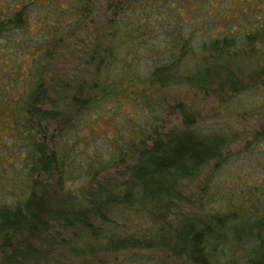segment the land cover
<instances>
[{"label": "rangeland", "instance_id": "rangeland-1", "mask_svg": "<svg viewBox=\"0 0 264 264\" xmlns=\"http://www.w3.org/2000/svg\"><path fill=\"white\" fill-rule=\"evenodd\" d=\"M32 1L34 2L13 0L12 6L7 0H0V10L12 11L15 6L23 8L28 5V13L32 12L29 17L32 18L31 22L21 30L26 33L17 31L11 37L0 38V199L8 203L14 201V194L19 191L20 184L15 186V176L22 166L19 159L14 158L16 155H22L19 152L22 145L18 143L19 135H16L13 130L14 124L18 122V116L15 114L17 94H23L24 87L27 86L22 80L29 74V63L34 57L33 48L37 51L42 49L44 40H51L50 35L54 32L59 33L50 30L49 35L44 30L45 26L42 28L35 23L36 17L47 12L54 19L59 6L67 9L71 8L72 4H74L73 8L77 6L75 0H67V2L60 0L54 10L47 0ZM84 1L90 7L91 14L88 20L74 34L64 35L46 74L47 91L40 110L44 114L46 119L44 123L48 130L40 134V139L47 145L50 144L53 136L59 133L56 129L59 131L66 120L73 119L80 106L79 102L73 105L72 98H64L61 103L58 102L57 98L71 91L63 94L59 91V86L56 89L53 87L58 84L60 78L68 81L75 80L81 86L77 90L80 98L81 89L85 86L90 88L96 79V63L87 64L85 53H91L94 46L106 47L112 43L119 46L116 29L119 31L120 40L125 36V41L129 42L128 45L143 48L135 54L121 56L122 65L130 67L133 74L143 77L149 67L156 64L155 55L156 57L164 55V48L171 46L177 36L188 40L192 47L191 58L187 57L179 64L180 73L188 75L201 65L202 49L198 47L201 41L197 40H201L203 33L209 31L211 37L224 39L226 33L232 31L233 36L240 42L250 32L246 24L250 17L254 20L253 25H256L253 26L254 28L264 27V0H209L202 10L204 12L197 13L195 17L192 12L197 10L199 0H167L165 2L157 0L152 2L157 10L149 8L146 4L148 1L138 2L137 5L131 4L133 0ZM209 14H212V17ZM178 15H181L180 19ZM47 16L48 14L43 17L44 20ZM58 17L60 18L56 22L62 26L76 19L75 14H62ZM206 20L210 23L208 28H205ZM39 21L43 23L42 20ZM50 26L55 25L50 24ZM66 30L64 29L63 34ZM262 39L264 40V36ZM17 40L18 44H16ZM256 48L259 49V52H255L256 54L251 47L239 50L237 53L236 50L223 53L220 52L221 49L208 51L202 63L206 68L220 65L231 71L234 70V64L240 68V62L245 60L243 63L251 64L250 68L258 69L259 64L264 63V44H257ZM235 54V59H230V56ZM250 68L246 74H236L244 79L245 89L226 102L219 99V86L214 80L203 89L190 88L185 82L173 84L167 88L150 87L148 82L138 84L136 86L138 91H144L153 97L155 103H159L162 108L161 115L160 111H149L148 108L143 109L133 103L125 78H122L120 83L126 92L124 96L117 95V101L109 102L106 109L98 107V110L94 111V117L91 116L90 121L83 124L77 131L69 129L70 137L83 142L79 147V152L81 150L82 153L79 154L80 160L77 162L91 158L94 165L98 158L106 161L113 158L116 160V157H119L118 153L121 152L119 148L123 146V151L128 148L121 162L124 165L118 164L105 168L98 177L102 179V182L97 178L92 185L86 186V190L93 188L94 183L107 184V181L117 180L119 172L129 173V169L126 168L133 165L142 150L151 147L154 141L167 140L172 134L186 129H193L203 136L229 133L233 140L230 141L222 158L208 164L198 176L185 181L181 186L180 197L175 202L172 216L175 215L173 218L181 215L182 217L201 216L204 207L206 211L213 208L228 211L232 207L237 211V206L239 207L237 212L247 216L250 205L252 206L258 199L264 200V179H262L264 178V139L260 141L261 144L257 140L259 132L264 129V89L261 90L264 86L261 83L252 84L250 79L254 77V72L251 73ZM221 77L224 78V75ZM254 86L256 88L252 89L251 87ZM225 92L230 93L228 89H225ZM221 94H223L222 91ZM54 103L56 106L52 105ZM143 104L148 106L146 103ZM185 113H190L191 121L184 117ZM136 116L138 120H133ZM156 116L160 118L155 119ZM118 121H120L119 124ZM138 126L145 129H148V126L151 127L148 129V134H139L136 137L139 131L136 133L129 131H136ZM53 132L54 134H51ZM130 142L135 143L128 146ZM52 170L53 168L50 171ZM26 173L27 171L24 172ZM244 173L249 175L247 179ZM84 174L85 171H76L70 176L67 187L75 189L69 192L73 199L74 197L82 198L83 194L79 188L89 184L87 180H82ZM55 175L53 172L50 177L45 176L42 171H39L37 198L48 203L49 196H52L51 199L56 200L55 204L58 208L67 192L57 190ZM21 179L24 183V178ZM252 179H256L257 182L262 181L253 185ZM45 196L47 197L43 198ZM125 206L114 208L109 218L122 228L126 235L145 236L151 223L145 217L135 214L131 207ZM56 208L54 212L57 211ZM57 217L44 228L22 230L13 236L14 248L19 247L17 255L19 263L16 264H154L158 261L168 264L165 254L159 250L127 249L118 252H102L93 256H80L75 253L73 246H82L85 241L83 239L86 237L85 230L81 228L83 224H78V220L72 216L68 218L70 225ZM8 260V254L0 255V264H8ZM171 263L186 264L179 260Z\"/></svg>", "mask_w": 264, "mask_h": 264}, {"label": "trees", "instance_id": "trees-1", "mask_svg": "<svg viewBox=\"0 0 264 264\" xmlns=\"http://www.w3.org/2000/svg\"><path fill=\"white\" fill-rule=\"evenodd\" d=\"M7 1L12 5L13 0ZM58 1L60 0H47L54 10L57 8ZM141 1H148L147 6L157 10L152 3L157 0H133L131 4L137 5ZM207 1L209 0H199L197 10L192 12L193 17L197 13L204 12L202 10ZM75 3L77 6L74 8V4L68 9L59 6L54 19L50 13L46 12V14L39 15L38 18L36 17L35 20L39 27L44 28L45 26L44 30L49 35L51 34L50 30L59 33L54 32L53 35H50L52 36L51 40H44L42 49L37 51L36 48H33L34 57L29 63V74L22 80L27 86L24 87L23 94H17L15 114L18 116V122L16 125L14 124L13 130L16 135H19L18 143L22 144L19 149L22 155L14 156L19 159L22 165L15 176V186L18 184L20 186L11 203L0 199V255L8 254V264H16L19 247L14 248L12 241L14 235L22 230L44 228L53 219L56 220L57 216H60L57 219L70 225L68 218L72 216L78 220V224H83L81 228H84L86 234L82 246H73L75 253L80 256H93L102 252H118L127 249L159 250L165 254L168 264H175L171 262L178 260L184 261L186 264H264V200L258 199L252 205L253 207L250 205L247 216L238 213V206L237 209L234 206L238 212L233 207L228 211L214 208L206 211V207H204L201 216L182 217L181 215L178 218H173L175 215L172 216L175 202L180 197L181 186L185 181L198 176L208 164L222 158L230 141L233 140L229 133L203 136L193 129H186L172 134L167 140L154 141L151 147L142 150L133 165L126 168L129 169V173L127 171L123 172L124 174L119 172L117 180L107 181V184L94 183L95 186L89 190H86V186L92 185L105 168L118 164L119 166L124 165L121 162L124 160L128 148L126 147L127 150L123 151L124 148L121 146L119 148L121 152L118 153L119 157H116V160L113 158L106 161L98 158L99 160L97 159L94 165L91 158L77 162L80 160L79 154L82 153L81 150L79 152V147L83 142H78L69 136V129L77 131L83 124L89 122L98 107L106 109L109 102L117 101V95L124 96L126 94L121 87L120 80L122 78H125L133 103L143 109L148 108L149 111H160V115L162 108L159 103H155L153 97L144 91H138L136 88L138 84L148 82L150 87L167 88L173 84L185 82L190 88L203 89L204 86L209 85L210 81L214 80L219 86V99L226 102L228 99L235 98L239 93H242L241 90L245 89L246 84L244 79L239 78L236 74H246L251 64L243 63L245 60H242L240 68L234 64V70L230 71L220 65L206 68L202 60L206 52L218 49H221V53L231 50H236L237 53L239 50L251 47L253 53L256 54L255 52H259L256 45L264 44L262 39L264 27L254 28L253 26L256 25H253L254 20L250 17L246 21L250 32L240 42L233 36L232 31L226 33L224 39L211 37L209 31L203 33L201 40H197L201 41L198 46L202 49L201 65L188 75L180 73L179 64L187 57L191 58L190 49L192 47L188 40L177 36L171 46L164 48V55L160 57L155 55L156 64L149 67L143 77L133 74L130 67L122 65L121 58L122 54L129 56L143 48H134L128 45L129 42L125 41L123 32V39L120 40L119 31L116 29L119 46L113 43L106 47L94 46L91 53H85L87 64L96 63V79L90 88L85 86L81 89L80 98L77 90L81 86L75 80L68 81L60 78L58 84L53 87L56 89L59 86V91L63 94L71 91L57 98L58 102L61 103L64 98H72L73 105L79 102L80 106L73 119L66 120L59 131L56 129V132L59 133L53 136L50 144L47 145L40 139V134L48 130L40 105L47 91L48 68L64 35L74 34L84 25L91 14L90 7L88 3L85 4L84 0H75ZM28 10V5L23 8L15 6L12 11L0 10V15H2L0 16V38L11 37L17 31L26 33L21 30L27 27L32 20L29 18L32 12L28 13ZM178 13L180 14V11ZM47 14L48 16L44 20L43 17ZM62 14H75L76 19L74 22L62 26L56 22L60 18L58 16ZM180 16L178 15V19ZM209 16L212 17V14ZM175 19L177 18L175 17ZM39 20H42L43 23ZM208 21H204L205 28L210 26ZM50 24L55 26L51 27ZM64 29H67L65 34H63ZM18 43L17 40L16 44ZM234 56L236 57V54L231 55L230 59H235ZM252 58L255 59V57ZM258 67V69L250 68L251 73L254 72V77H251L250 80L253 82L252 84L261 83L264 86V63L259 64ZM221 75H224V78ZM251 88L255 89L256 87ZM225 89H228L230 93H226ZM52 105L56 106V103ZM137 116L133 120H138ZM184 117L191 121L190 113H185ZM158 118L160 117H155V119ZM120 121L117 123L119 124ZM148 129L138 126L136 131L129 132L139 131L140 133L135 135L138 137L139 134H148ZM258 136L257 140L260 143L264 139V129L259 132ZM131 143L135 142L128 143V146L133 145ZM52 168L53 170L50 171ZM25 171H27L26 174H24ZM39 171L49 177L54 172L57 190L67 192L58 208H56V200L51 199L52 196H49L48 203L37 198ZM76 171H85L82 180H87L89 184H84L79 188L83 194L82 198L74 197L73 199L69 192L75 189H70L67 186L70 176ZM244 175L246 179L249 177L248 174L244 173ZM21 178H24V183ZM45 178L47 179V177ZM98 180L102 182L101 178ZM252 182L253 185L259 184L256 179H252ZM202 200H204L203 197ZM124 205L131 207L135 214L145 217L151 223L148 233L144 234L145 236L126 235L127 233L109 218L114 208ZM55 208L56 212H54ZM86 212L89 213L86 214ZM154 264L163 263L158 261Z\"/></svg>", "mask_w": 264, "mask_h": 264}]
</instances>
